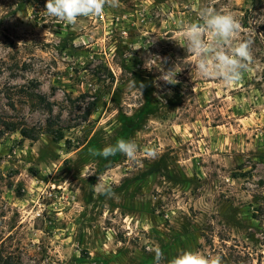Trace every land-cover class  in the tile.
<instances>
[{
    "label": "rangeland",
    "instance_id": "obj_1",
    "mask_svg": "<svg viewBox=\"0 0 264 264\" xmlns=\"http://www.w3.org/2000/svg\"><path fill=\"white\" fill-rule=\"evenodd\" d=\"M45 4L0 0L1 256L154 264L159 247L161 264L181 249L264 264V0L257 12L254 0H119L75 25ZM205 6L234 12L253 41L230 87L199 75L181 35ZM153 57L177 84L146 67ZM120 139L135 160L92 154ZM98 178L116 198L94 191Z\"/></svg>",
    "mask_w": 264,
    "mask_h": 264
},
{
    "label": "clouds",
    "instance_id": "obj_2",
    "mask_svg": "<svg viewBox=\"0 0 264 264\" xmlns=\"http://www.w3.org/2000/svg\"><path fill=\"white\" fill-rule=\"evenodd\" d=\"M106 6L116 8L119 6V0H46L45 11L59 21L75 25L79 17L101 16ZM198 17L197 22H189L181 27V35L187 42L188 51L194 57L193 67L201 77L219 80L225 86L239 83L253 62V41L240 38L244 30L240 19L230 10H217L209 6L200 8ZM154 42L151 40L150 44ZM151 62L152 66H145L151 69L158 65L161 72L159 80L170 85L179 82L176 79L179 71L175 66L165 71L160 67L164 62L161 58L153 57ZM132 84L135 86V81ZM140 88H143V84H140ZM138 150L135 140L120 139L115 145H108L99 151L92 150V154L107 159L119 153L135 160ZM143 151L150 157L157 154L156 149L152 147L146 146ZM93 188L97 194L116 198L112 187L99 178ZM153 251L154 264H161L164 260L163 251L159 247ZM167 264H223V259L219 255L205 256L199 251L181 249Z\"/></svg>",
    "mask_w": 264,
    "mask_h": 264
},
{
    "label": "trees",
    "instance_id": "obj_3",
    "mask_svg": "<svg viewBox=\"0 0 264 264\" xmlns=\"http://www.w3.org/2000/svg\"><path fill=\"white\" fill-rule=\"evenodd\" d=\"M258 32H259V34H261V36H262V38H263V40H264V22L258 27ZM0 125H1V123H0ZM18 129H19L18 126L15 125V124L11 125V126L8 128V130H10V131H15V130H18ZM19 130H20V133H21L23 136H25V137H30V136H28V135H30V134H27L28 132H27L26 129H24V128H20ZM59 135H60V134H59ZM0 264H12V262H11L8 258H5V259H4V258L1 256V254H0Z\"/></svg>",
    "mask_w": 264,
    "mask_h": 264
},
{
    "label": "water",
    "instance_id": "obj_4",
    "mask_svg": "<svg viewBox=\"0 0 264 264\" xmlns=\"http://www.w3.org/2000/svg\"><path fill=\"white\" fill-rule=\"evenodd\" d=\"M254 6H255V11H258L259 8V0H254Z\"/></svg>",
    "mask_w": 264,
    "mask_h": 264
}]
</instances>
